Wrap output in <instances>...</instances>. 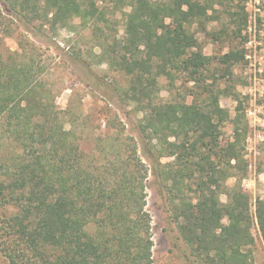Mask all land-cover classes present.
Instances as JSON below:
<instances>
[{"label":"trees","instance_id":"trees-1","mask_svg":"<svg viewBox=\"0 0 264 264\" xmlns=\"http://www.w3.org/2000/svg\"><path fill=\"white\" fill-rule=\"evenodd\" d=\"M232 2L0 0V252L9 264H153L148 184L193 264H255L241 186L244 112L232 88L245 56L232 37L247 14ZM75 20L91 48L73 59L118 75H95L115 109L105 106L106 131L89 151L80 146L81 110L56 107L37 45L49 27ZM211 20L219 27L208 30ZM194 26L228 50L206 54ZM10 36L17 48L5 52ZM224 96L237 102L233 118ZM227 120L232 137L222 142ZM255 217L264 241V200Z\"/></svg>","mask_w":264,"mask_h":264},{"label":"rangeland","instance_id":"rangeland-1","mask_svg":"<svg viewBox=\"0 0 264 264\" xmlns=\"http://www.w3.org/2000/svg\"><path fill=\"white\" fill-rule=\"evenodd\" d=\"M241 7L246 11L247 20L243 25L240 23L241 34L232 37V41L241 40L239 46L244 48L245 56L234 68L232 88L239 93L244 112L242 126H245V137L242 152L247 166L241 186L248 199L252 217L251 232L254 242L251 255L255 264H264V241L255 217L257 200H264V0H233L234 10L240 11ZM118 18L121 30L123 19L121 15ZM206 26L208 30L214 26L219 27V21H207ZM193 29L206 54H220L228 50V43L213 42L198 26ZM41 39L43 41L37 44L38 53L48 69L47 81L54 90L53 101L61 110L67 107L81 110L79 127L83 124L88 127L80 134V146L84 151L92 150L95 137L106 131L104 120L108 113L105 106L115 109L109 96L103 93V87L99 89L95 77L99 75L101 79L108 80L118 75L108 70L103 63H91V70H88L89 68L73 59L74 53H81L88 58L86 51L89 52L88 49L91 48L88 30L77 20L71 28L49 27L45 35H41ZM2 46L5 52L13 51L17 48V40L14 36L4 37ZM94 51L97 52V49ZM159 85L161 96L164 99L170 97L163 77L159 79ZM220 103L228 110L230 118H233L237 104L233 97L224 96ZM119 115L123 119V115ZM232 128V121L227 120L223 126L222 142L232 137ZM234 180V177H230L226 184L231 185ZM146 192L145 209L151 217L153 264H193L175 223L164 211L163 200L151 184H148ZM220 199L225 202V194H221ZM0 264H9L1 252Z\"/></svg>","mask_w":264,"mask_h":264}]
</instances>
